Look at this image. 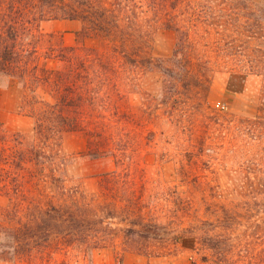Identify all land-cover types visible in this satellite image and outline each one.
Wrapping results in <instances>:
<instances>
[{"label": "rangeland", "instance_id": "1", "mask_svg": "<svg viewBox=\"0 0 264 264\" xmlns=\"http://www.w3.org/2000/svg\"><path fill=\"white\" fill-rule=\"evenodd\" d=\"M221 238L264 264V0H0V264Z\"/></svg>", "mask_w": 264, "mask_h": 264}, {"label": "trees", "instance_id": "2", "mask_svg": "<svg viewBox=\"0 0 264 264\" xmlns=\"http://www.w3.org/2000/svg\"><path fill=\"white\" fill-rule=\"evenodd\" d=\"M225 239L221 238V239H219L218 243L214 244V249H216V250H214L213 257H214V261H216V263H218V264H225L226 260L231 259L230 256L228 255V253L224 249V245L226 242Z\"/></svg>", "mask_w": 264, "mask_h": 264}]
</instances>
